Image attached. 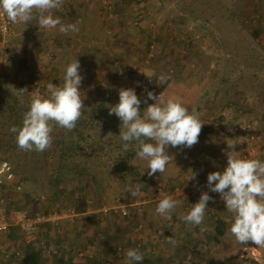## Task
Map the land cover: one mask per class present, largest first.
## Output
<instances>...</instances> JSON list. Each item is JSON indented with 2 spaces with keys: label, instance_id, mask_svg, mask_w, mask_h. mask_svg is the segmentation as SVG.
I'll list each match as a JSON object with an SVG mask.
<instances>
[{
  "label": "rangeland",
  "instance_id": "rangeland-1",
  "mask_svg": "<svg viewBox=\"0 0 264 264\" xmlns=\"http://www.w3.org/2000/svg\"><path fill=\"white\" fill-rule=\"evenodd\" d=\"M38 1L47 9L42 11ZM99 1L106 16L103 34L113 43H122L116 24L132 33L147 28L141 25L147 18L144 11L154 25L148 26L151 32L142 30L134 60L123 64L114 58L117 71L97 75L92 63L88 74L94 76L88 80L66 35V14L75 15L70 0H0V10L12 17L9 32L0 33V56L4 49L16 56L0 64V162L10 160L16 175L14 184L2 191L32 216L68 212L56 224L38 225L36 242H27L24 229L13 224L1 241L20 254L0 257V264H23L32 245L40 250L42 264H68L74 258L86 264H264V182L258 176L264 170V154L250 164L242 162L249 145L245 128L262 137L264 148V127L257 130L251 115L244 121L235 113L226 135H211L214 149L200 151L199 161L193 144L172 143L175 134L188 130H181L180 122L191 121L189 112L182 114L173 101L181 94L199 97L202 90L201 97H213L212 107L218 110L225 100L248 110L253 103L263 110L264 32L258 30L264 31V0ZM163 23L169 29L165 40L156 36ZM174 29L179 30L176 35ZM79 48L87 58V50ZM169 69L174 72L165 87L148 82V77ZM108 80L109 87L99 86ZM37 87L41 97L33 95ZM253 97L256 101H249ZM71 118L77 121L73 124ZM133 124H144L147 138L132 136ZM60 154L76 161L60 163L62 192H50ZM200 182L210 183L208 197L195 193ZM202 199L208 219L200 231L192 202ZM82 200L90 207L77 213ZM173 200L177 204H171ZM167 203L183 219L170 223L158 214L156 209ZM105 207H125L129 214L106 213ZM60 225H70L73 234L67 237L65 229L53 236L47 233L51 241L40 238L41 228Z\"/></svg>",
  "mask_w": 264,
  "mask_h": 264
},
{
  "label": "crops",
  "instance_id": "crops-1",
  "mask_svg": "<svg viewBox=\"0 0 264 264\" xmlns=\"http://www.w3.org/2000/svg\"><path fill=\"white\" fill-rule=\"evenodd\" d=\"M70 1L72 3L73 7H75V10H74L75 15L71 16V15L66 14L67 28L69 31V32H67L69 34H66V35L70 36L72 38L71 42L74 44V48L77 49L76 55H77V57L80 56V58H81V63H79L80 67H81V72H82L81 75L88 77V80H91L92 76H94V75L88 74V73H92L93 69L91 67L93 66V64H94V66H96L95 67V69H96L95 75H97V74H99V73L101 74L103 72H111V71L115 72V71H117L116 66L113 64L114 58H119V60L123 64H126V61H129L132 58L134 60L135 55L133 52H135L136 49H138L142 46V39H143V35H144L142 30L143 31H150V30H148V26L151 24L154 25L153 22L151 23V21L148 20L149 15H147L146 11H144V14H146L147 18L143 19L141 22V25L143 27H145V28L147 27L146 29L138 28L137 32L132 33L130 31L131 28L125 29L124 26H121L120 24L115 23L116 24V25L114 24L116 26L115 28L119 32V37H120V40L122 41V43L121 44H119L118 42L113 43L111 41L112 39L110 40L105 34H103V29H102L103 28V20L106 16L104 17V13L100 9V7L102 6L101 1L96 0L97 2L93 1L92 3L89 2L88 4H86V2L83 3L82 2L83 0H70ZM114 1L120 3L122 0H114ZM242 1L247 2V3L250 2V0H242ZM252 1L253 0H251V2ZM143 2H145V1L143 0L142 4H143ZM158 2L161 4L165 1L158 0ZM37 5L42 7L41 8L42 11L47 9V6L45 5L44 2L38 1ZM171 7H175V4H172ZM179 9L180 8L178 7L177 10H179ZM123 12H125V11H123ZM169 14H170V12L169 13L167 12V17L165 16L166 19L169 18ZM27 15H30V13H27ZM74 16L79 17L81 22H77L76 21L77 18ZM27 18L28 17H26L25 19H27ZM110 22L112 23V21H110ZM162 25H163V28H162V26L160 29L156 28V32H157L156 36H159L160 39L162 38L165 40L166 34H167L169 29L165 28L168 24L165 25V23H163ZM178 31L179 30L174 29L173 33L175 34ZM258 32H264V31L258 30ZM129 35H131L132 37H130ZM260 35H262V33H260ZM125 40H126V42L124 43ZM55 46L58 47V45H55ZM79 47H82V49L85 52L87 50V53H88L87 58L84 59V55H87V54L86 53L84 54L83 51L80 53ZM108 47H113V50L107 51ZM110 63H112L113 68L110 67ZM198 93L201 94V96L203 95L202 90L198 91ZM190 94L191 93H188L189 97H187L184 94L182 96V94H181V96H177L173 100V101H176L179 103L178 107H180L179 109H180V112L182 114L185 111L189 112V116H190L191 121L188 125L186 123H184L185 119H184V121L182 120L180 122V125H182L181 130L186 129V128H188V130L186 132H184V134H182V135H180L178 133L175 134L174 139H173L174 141H172V143L177 144V143H181L182 141H184V142H187L188 144H193V146L196 147V149L194 150L195 151L194 155L196 158H198V160H196V161H199V159L202 158L200 151H205L207 153L210 150L214 149L213 146L211 148V145H212L211 135L214 134V135H217V137H220L221 139L223 138V136L225 134L224 133L225 129H227L229 127L228 123L231 121L230 118L235 113H236V116L240 115V119H243L244 121H245V119L247 120L248 114L251 115V117L254 118V120H253L254 127L257 130L262 129V126L264 127V108H263V110L261 108L255 109L256 106L253 103H248L251 106L250 110H248V108L239 106L237 104L234 105L233 103L229 102V100H225V102H224L225 104L223 103L222 107H220L218 110V109L212 107V106H214L213 105V99H214L213 97L206 96L207 99L204 100V98L201 97L200 95L198 97V94H196V93H195L194 97L191 96L193 94H191V95ZM241 99L242 98H240V100ZM252 100H255V97L249 99V101H252ZM258 102H257V104H258ZM183 105H186L187 107H185ZM181 108H182V110H181ZM215 114H216V116H215ZM242 115H243V117H242ZM175 120H177V118ZM161 141L164 145H166V146L169 145V144H166V142H167L166 138H163ZM208 160L211 161L212 160L211 157H209ZM158 165H159V163H158ZM258 176L261 179H263L262 182H264V170H262L260 172V174H258ZM204 200L205 199H202V201L192 202L193 203L192 207L197 214V216L195 215L193 217V219L196 220V222H195L196 228H197V230H200V231L204 229V225L206 224V219H208L206 217L207 204L204 202ZM170 203L174 204V205L177 204L176 200L175 201L173 200V202H170ZM170 203H167L166 204L167 206H164V207L161 204V206H159V208L156 209L158 214H160V215L162 214L161 216H164L165 219H170V223L175 221V219L177 221L180 219H183L181 216H179L178 213L176 214L173 210H171L172 207H170V209H169ZM157 222H160L161 224H163L164 221H162V220H160V218H158ZM160 223H158V225ZM176 224H177V222H175L174 227L177 228L178 225H176ZM69 226L60 225L57 228L52 226V229L47 228V229H49L50 232L47 229L41 228L40 230H43V231L40 233V234H42V236L40 238L42 239V237H43L46 240L51 241V237H50V239L48 238L49 235L53 236V234L61 232L63 230L65 232V229H66V232H65L66 236L67 237H68V235L71 236L73 234V232H72V230L69 229ZM67 229H69L70 231L67 232ZM44 230H46V231L44 232ZM168 231H169V233H168L169 238L173 239L174 238V237H172L174 235L173 229L168 228ZM38 233H39V231L37 232V234ZM40 234H39V236H40ZM37 236L38 235L35 236L36 238L33 240V242H36ZM174 241H176V240H174ZM41 242L44 243V241H41ZM171 244H173V243H171ZM161 246L165 247L166 244L163 243ZM159 252H161V250ZM25 254L26 253H24V256H25ZM73 261H77V259L74 258Z\"/></svg>",
  "mask_w": 264,
  "mask_h": 264
},
{
  "label": "built area",
  "instance_id": "built-area-1",
  "mask_svg": "<svg viewBox=\"0 0 264 264\" xmlns=\"http://www.w3.org/2000/svg\"><path fill=\"white\" fill-rule=\"evenodd\" d=\"M106 9L110 13H112V4H108L105 6ZM112 16V14H110ZM12 17L4 10H0V33L6 34L9 32L11 28ZM108 25L106 26V28ZM109 33H113L109 30ZM14 53H8L5 49L0 56V64L11 62L15 59ZM132 69L128 68V72H131ZM173 69L162 70L158 72L154 77H148V82L150 84L161 83L164 84L168 78L171 77ZM112 81L108 80V82H101L99 86H110ZM140 94V92H138ZM33 95L35 97H41L42 93L39 87L35 88L33 91ZM250 126L245 128L246 137L248 138V147L245 149L242 155V162L244 164H250L254 162L257 158H259L262 154H264V148H262V137L257 134L251 132L249 129ZM248 131V132H247ZM16 180L15 170L12 163L8 159L1 160L0 162V257L2 258H10L13 254L14 257L18 256L20 253L16 252L15 254L9 251L4 244L2 243V236L5 235L13 224H17L21 226L24 231L27 233V242H31L35 239V232L38 230V225L50 222L53 224L58 223L64 216L68 215V212H58L53 211L44 214L38 215H30L27 211L18 208L17 204L13 201V199L8 195L4 194L2 191L3 187L14 184ZM14 188L21 189L20 185H14ZM211 191L210 183L208 182H200L196 185L195 193L202 197H208ZM216 197H212V200H216ZM142 209L140 208L139 211ZM103 211L106 213H118L121 215H128L129 211L125 207L121 208H104ZM68 217V216H67Z\"/></svg>",
  "mask_w": 264,
  "mask_h": 264
},
{
  "label": "trees",
  "instance_id": "trees-1",
  "mask_svg": "<svg viewBox=\"0 0 264 264\" xmlns=\"http://www.w3.org/2000/svg\"><path fill=\"white\" fill-rule=\"evenodd\" d=\"M170 82V78H168L166 80V82L162 85L163 87H165L168 83ZM104 100H101L100 103H103ZM107 103H111V101H108ZM103 104H106V102H104ZM109 112H112V108H109ZM70 122H72L73 124L77 121L75 118H71L69 120ZM130 131H131V135L132 136H137L139 134H141V136L144 138L149 135V129L146 128L143 125L141 126H136L135 124H133L130 127ZM62 151V148H61ZM135 152H132L129 157H133L135 156ZM67 160H71L72 163H75L76 159L74 158V156H68L67 158L65 157V155L63 156L62 154L58 155V166L54 168V172H55V180L51 181V183H49L48 185V189L50 190V192H55V191H59L62 192L63 187L61 186V182L62 180L60 179L61 176V172H62V167L64 166L63 164H60L62 162H65ZM10 161V160H9ZM11 162V161H10ZM14 167V166H13ZM89 205L88 203H86L84 200H82V203L80 206L75 208V211L77 213H82V212H86L89 209ZM243 220L246 222V218H243ZM23 264H42V258H41V253L40 250H38L36 247H34L33 245L30 246L29 250L26 252L24 258H23ZM68 264H86L85 262H81V261H73L70 260L68 262Z\"/></svg>",
  "mask_w": 264,
  "mask_h": 264
}]
</instances>
